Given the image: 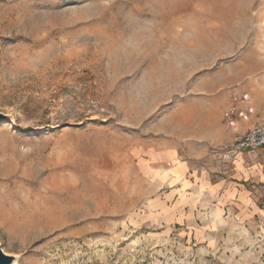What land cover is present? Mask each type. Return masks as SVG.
I'll list each match as a JSON object with an SVG mask.
<instances>
[{
  "label": "rangeland",
  "instance_id": "obj_1",
  "mask_svg": "<svg viewBox=\"0 0 264 264\" xmlns=\"http://www.w3.org/2000/svg\"><path fill=\"white\" fill-rule=\"evenodd\" d=\"M257 97L264 0H0L1 249L264 264V147L231 146Z\"/></svg>",
  "mask_w": 264,
  "mask_h": 264
},
{
  "label": "built area",
  "instance_id": "obj_2",
  "mask_svg": "<svg viewBox=\"0 0 264 264\" xmlns=\"http://www.w3.org/2000/svg\"><path fill=\"white\" fill-rule=\"evenodd\" d=\"M243 97L246 98V95L244 94ZM247 109L250 112V109ZM242 114L243 112H239L238 116H242ZM225 116L229 119L230 125H233L234 122L230 114L225 113ZM231 146L234 150H246L250 152L264 147V115L260 122L255 123L243 133L236 134L232 140Z\"/></svg>",
  "mask_w": 264,
  "mask_h": 264
},
{
  "label": "crops",
  "instance_id": "obj_3",
  "mask_svg": "<svg viewBox=\"0 0 264 264\" xmlns=\"http://www.w3.org/2000/svg\"><path fill=\"white\" fill-rule=\"evenodd\" d=\"M240 106L250 109L249 118L247 121H245L246 128L249 127L250 125H254L255 123H258L261 121L264 115V98L263 97H257L255 101L254 100L253 101L252 100L251 101L242 100ZM202 182H203L204 188L207 189L210 193L219 192L220 183L207 182L205 179ZM221 195L222 196L219 199V201L227 199L226 198L228 196L227 194H221Z\"/></svg>",
  "mask_w": 264,
  "mask_h": 264
},
{
  "label": "bare ground",
  "instance_id": "obj_4",
  "mask_svg": "<svg viewBox=\"0 0 264 264\" xmlns=\"http://www.w3.org/2000/svg\"><path fill=\"white\" fill-rule=\"evenodd\" d=\"M228 2V0H227ZM219 5V4H216ZM183 7H177L176 9H182ZM234 8V3H230L227 7H219V6H211L210 7V15L211 16H215V15H220V14H224L226 11L231 10ZM201 15V14H200ZM206 17V16H205ZM15 259V257L13 258L12 262L10 264H16L15 262H13Z\"/></svg>",
  "mask_w": 264,
  "mask_h": 264
},
{
  "label": "water",
  "instance_id": "obj_5",
  "mask_svg": "<svg viewBox=\"0 0 264 264\" xmlns=\"http://www.w3.org/2000/svg\"><path fill=\"white\" fill-rule=\"evenodd\" d=\"M13 258L12 255L6 254L0 247V264H10Z\"/></svg>",
  "mask_w": 264,
  "mask_h": 264
}]
</instances>
